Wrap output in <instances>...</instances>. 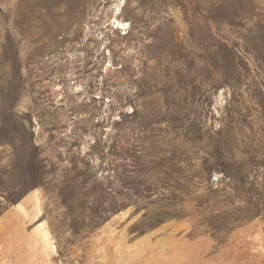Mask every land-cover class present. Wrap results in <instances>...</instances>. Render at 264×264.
Masks as SVG:
<instances>
[{
	"label": "rangeland",
	"instance_id": "rangeland-1",
	"mask_svg": "<svg viewBox=\"0 0 264 264\" xmlns=\"http://www.w3.org/2000/svg\"><path fill=\"white\" fill-rule=\"evenodd\" d=\"M0 264H264V0H0Z\"/></svg>",
	"mask_w": 264,
	"mask_h": 264
}]
</instances>
